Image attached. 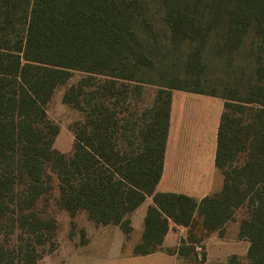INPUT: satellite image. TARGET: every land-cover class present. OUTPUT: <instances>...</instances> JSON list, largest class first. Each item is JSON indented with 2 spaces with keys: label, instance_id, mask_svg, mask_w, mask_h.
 <instances>
[{
  "label": "trees",
  "instance_id": "1",
  "mask_svg": "<svg viewBox=\"0 0 264 264\" xmlns=\"http://www.w3.org/2000/svg\"><path fill=\"white\" fill-rule=\"evenodd\" d=\"M75 72L86 77L64 98L81 114L66 157L46 106ZM146 87L160 91L143 109ZM173 91L225 102L223 188L201 201L156 191ZM48 170L72 219L85 213L127 236L152 197L134 256L164 251L171 223L191 227L197 213L223 235L245 206L248 253L225 264H264V0H0V264H36L47 243L56 250L57 222L33 211L51 190ZM202 242L191 234L166 252L205 262Z\"/></svg>",
  "mask_w": 264,
  "mask_h": 264
},
{
  "label": "crops",
  "instance_id": "2",
  "mask_svg": "<svg viewBox=\"0 0 264 264\" xmlns=\"http://www.w3.org/2000/svg\"><path fill=\"white\" fill-rule=\"evenodd\" d=\"M223 111L224 102L218 98L172 92L169 134L157 192L182 194L201 201L222 190L224 177L216 167V154ZM153 205V198L148 197L131 215L129 236L119 226H97L90 222L94 228L89 232L88 242L79 252L72 253L66 264H225L233 255H247L250 244L239 238L241 220L236 218L227 224L221 235L220 230L206 231L197 213L191 227L171 223L163 241L164 251L134 256V248L143 237L148 209ZM191 234L199 239L203 237L205 262L181 259L166 252L177 249ZM199 249L197 246V254Z\"/></svg>",
  "mask_w": 264,
  "mask_h": 264
},
{
  "label": "rangeland",
  "instance_id": "3",
  "mask_svg": "<svg viewBox=\"0 0 264 264\" xmlns=\"http://www.w3.org/2000/svg\"><path fill=\"white\" fill-rule=\"evenodd\" d=\"M226 1L227 0H223V3ZM85 77V74L75 72L67 83L57 87L46 106L49 120L60 130L59 134L54 139L53 148L66 157H71L73 154L75 138L72 128L74 124L81 119V114L73 105L66 103L64 98L65 95L69 93L73 87L79 85ZM95 80H97L95 81L96 84H101L103 81V79L100 78H95ZM212 88L213 85L209 84L206 87L207 90H213ZM92 90L95 91V88H92ZM158 91L160 90L157 87H146L141 105L143 109L153 106ZM221 101L224 102L223 100ZM47 172L50 176L48 182L51 185V190L40 197L33 211L43 220L54 219L57 222L58 229L54 238L56 250L51 252L52 246L50 243H47L41 248L43 256L36 264H60L59 261H63V263L66 264L69 258H71L72 253L75 252L76 254L79 252L81 247L88 242L89 232H91L94 227L92 224L89 225L91 221L85 213H78L76 217L72 219L69 212L59 206L60 182L54 173L50 170ZM247 212L248 210L245 206L238 209L236 218L242 221L246 217ZM72 223H74V227ZM199 247L200 250L198 254L202 255L205 253L204 244H200ZM86 255L87 254H84V256ZM196 261L202 262L198 258ZM244 263H247V259L244 260Z\"/></svg>",
  "mask_w": 264,
  "mask_h": 264
},
{
  "label": "built area",
  "instance_id": "4",
  "mask_svg": "<svg viewBox=\"0 0 264 264\" xmlns=\"http://www.w3.org/2000/svg\"><path fill=\"white\" fill-rule=\"evenodd\" d=\"M199 250H200V249H199ZM199 250H198V251H199Z\"/></svg>",
  "mask_w": 264,
  "mask_h": 264
}]
</instances>
